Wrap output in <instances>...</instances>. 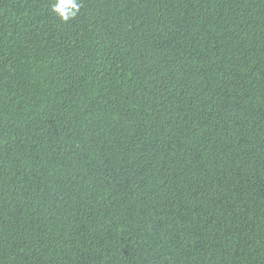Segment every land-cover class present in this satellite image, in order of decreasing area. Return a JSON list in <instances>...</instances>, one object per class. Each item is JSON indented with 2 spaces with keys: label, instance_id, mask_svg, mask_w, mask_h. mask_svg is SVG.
Here are the masks:
<instances>
[{
  "label": "trees",
  "instance_id": "obj_1",
  "mask_svg": "<svg viewBox=\"0 0 264 264\" xmlns=\"http://www.w3.org/2000/svg\"><path fill=\"white\" fill-rule=\"evenodd\" d=\"M0 0V264H264V0Z\"/></svg>",
  "mask_w": 264,
  "mask_h": 264
},
{
  "label": "clouds",
  "instance_id": "obj_2",
  "mask_svg": "<svg viewBox=\"0 0 264 264\" xmlns=\"http://www.w3.org/2000/svg\"><path fill=\"white\" fill-rule=\"evenodd\" d=\"M81 6L80 0H53L51 9L60 20L67 22L76 17Z\"/></svg>",
  "mask_w": 264,
  "mask_h": 264
}]
</instances>
